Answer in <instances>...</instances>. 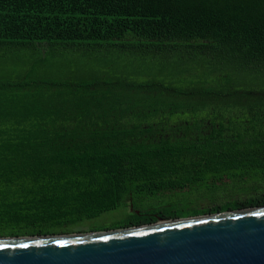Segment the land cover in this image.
Returning <instances> with one entry per match:
<instances>
[{"label": "trees", "instance_id": "16d2710c", "mask_svg": "<svg viewBox=\"0 0 264 264\" xmlns=\"http://www.w3.org/2000/svg\"><path fill=\"white\" fill-rule=\"evenodd\" d=\"M59 48L124 68L0 76V238L264 207V0H0V58Z\"/></svg>", "mask_w": 264, "mask_h": 264}, {"label": "water", "instance_id": "95a60500", "mask_svg": "<svg viewBox=\"0 0 264 264\" xmlns=\"http://www.w3.org/2000/svg\"><path fill=\"white\" fill-rule=\"evenodd\" d=\"M0 264H264V207L103 232L0 238Z\"/></svg>", "mask_w": 264, "mask_h": 264}, {"label": "rangeland", "instance_id": "374dc122", "mask_svg": "<svg viewBox=\"0 0 264 264\" xmlns=\"http://www.w3.org/2000/svg\"><path fill=\"white\" fill-rule=\"evenodd\" d=\"M30 50L10 51L6 54V58H0V76L9 78L12 71H19L22 65H28L29 70L33 71V75L45 76L49 79H63L75 72L78 79H86L87 76H99L107 68L110 72L120 71L124 68L122 63L116 60L117 55L122 53H113V56L93 52L89 50L71 51L63 48L46 50L42 58L33 55ZM108 59V60H107ZM107 60V61H106ZM142 68L140 65L128 64L123 70L127 74L139 72ZM109 80V79H107ZM77 83V80H72ZM124 212V211H122ZM122 212L112 211L100 218V221L109 222L113 219H120Z\"/></svg>", "mask_w": 264, "mask_h": 264}]
</instances>
